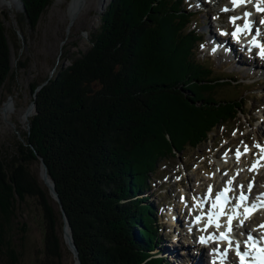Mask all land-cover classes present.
I'll list each match as a JSON object with an SVG mask.
<instances>
[{
  "label": "trees",
  "instance_id": "16d2710c",
  "mask_svg": "<svg viewBox=\"0 0 264 264\" xmlns=\"http://www.w3.org/2000/svg\"><path fill=\"white\" fill-rule=\"evenodd\" d=\"M183 1L111 0L91 33V46L65 69L31 85L34 94L47 81L35 93L32 127L21 144L32 159L35 147L47 164L81 264H163L150 252L160 233L157 211L128 191L135 174L139 188H149L163 159L195 149L218 125L235 122L241 108L242 96L214 97L230 83L214 78L196 59L200 37ZM21 2V16L32 27L51 4ZM10 70L0 18V88ZM182 81L185 94L178 87ZM13 166L0 160V244L2 224L14 214L12 190L38 195L48 220L46 253L59 258L53 226L59 213L48 205L36 176ZM136 226L146 227L147 240L133 236Z\"/></svg>",
  "mask_w": 264,
  "mask_h": 264
},
{
  "label": "rangeland",
  "instance_id": "374dc122",
  "mask_svg": "<svg viewBox=\"0 0 264 264\" xmlns=\"http://www.w3.org/2000/svg\"><path fill=\"white\" fill-rule=\"evenodd\" d=\"M5 1L6 5L0 7V18L4 23L9 42L12 76H8L0 88V160L6 159L10 163L12 162L14 165L12 171L22 166L31 175L36 176L38 185L44 192L45 200L60 216L53 224L60 256L56 258L47 256L46 253L45 239L48 220L45 217L41 198L28 193L20 195L17 191L12 190L14 214L9 218V222H4L1 227L4 242L2 241L0 244V264H52L53 261L56 264H74V262L77 263L79 255L77 259L70 250L68 243L70 231L64 227L59 203L49 187L52 185V181L49 180H53V178L48 173V166L35 147L31 146L35 153V159H32L29 157V151L25 150L22 145L26 144V134L32 127L31 121L36 109L35 93L43 86L40 84V88L38 87L39 89L31 94V85L41 82L46 76L51 77L59 70L65 69L73 59L81 56L91 46V33L100 27L103 15L111 0H104L101 8L100 0H76L75 5L78 4V7L74 9V16L71 17L69 11L73 0H51V4L42 12L33 27L29 24L27 17L21 16L24 11L21 0ZM186 4L188 9L198 8L196 0L189 4L186 0ZM216 5H209L207 13L196 15L193 19L194 23H198L197 31L203 34V44H206V41L209 43L210 38L207 36L211 31L208 25L213 24V17L218 18ZM225 22L227 21L223 23ZM199 45L196 48V57L211 68L214 78L228 79L230 83L228 86L221 87L214 97L218 100L233 99L241 95L243 100L239 104L241 108L235 122L224 124V126L218 125L207 140L195 149L184 148L182 153L174 151L176 156L163 159L159 169L155 170L150 177L149 188H139L140 180L135 174L134 186L128 190L129 193L132 192L133 196L136 195L139 200H143V204H151L152 208L163 216L160 223H163L164 227L157 235L159 241L156 240L157 244L155 242L150 250L152 255L163 260V264H188L186 258H193L192 249L183 245L182 241L186 244V240L181 235L179 239L182 241L178 243L180 256L176 257V249H173L168 256L170 259L176 258L178 262L163 258L166 254L164 248L168 249L173 246V243L166 238V234L173 231L172 235L176 239L177 231L181 229L179 226L170 224L169 218L171 217L168 214L169 210L176 207V200L182 190L186 188L195 190L200 181L203 183L202 179H205L204 177L209 175L208 173L214 172L216 165L221 162L219 158L226 145L230 143L242 144L241 130L244 133L248 132L252 139L257 136L258 126L264 130V122H262L264 120V76H260L258 73L252 75L253 70L259 71L258 69L261 70V68H255L245 63V57L240 56V53L234 54V57L225 53L210 57L202 52ZM236 61L241 63V67L236 64ZM183 82H179L178 87L183 89ZM185 85L189 88V84ZM183 94H185L184 89ZM251 97L256 98L251 99ZM8 102L12 106L6 113L3 112V109ZM32 103L35 104V107H32ZM29 107L32 108V112L27 120H23ZM233 129H235L234 132ZM143 157L149 162L153 159L152 157ZM142 161L146 162L143 159ZM45 170L48 173L47 177L48 175L50 177L49 180H44ZM166 173H170V175L165 177ZM181 182H183V188L178 185ZM163 188L164 190H162ZM162 201H165L166 204L163 205ZM179 218H181V223L185 222L181 214H179ZM140 226L144 227V224L140 222ZM145 228L142 230L136 226L131 232L135 238L138 234L143 240H147L148 237L144 234V231L147 230ZM174 232L176 233L174 234ZM73 241L76 244L74 237ZM182 256L184 258L179 259ZM189 262L193 264L191 260Z\"/></svg>",
  "mask_w": 264,
  "mask_h": 264
},
{
  "label": "bare ground",
  "instance_id": "6f19581e",
  "mask_svg": "<svg viewBox=\"0 0 264 264\" xmlns=\"http://www.w3.org/2000/svg\"><path fill=\"white\" fill-rule=\"evenodd\" d=\"M103 1L104 0H100V2H99L100 3V8L102 6ZM231 1H232V3L235 2V8H233V10L236 13H238L236 15L235 19L242 18V19L247 20L249 18V13L251 11L250 10H244V9H242L241 8V3H240L239 0H231ZM241 1H245V0H241ZM75 2H76V0H73L72 3H71V5H70V11H69L70 17L71 16H74V12H75L74 9H76L78 7V4L75 5ZM215 3H216V1H215ZM5 5H6V1L5 0H0V7H3ZM263 5L264 4H261L262 8H264ZM215 35H216V33H215ZM218 39H220V38L218 37ZM218 54H221V52H219ZM229 55L231 57L232 56L234 57V55H232V54H229ZM236 64L237 65L239 64V66L241 67V63L239 61H236ZM257 73L260 74V76H264V71H262V70H259V71H254L253 70L252 75H256ZM11 106H12V104L10 102H8L7 104H5V108L3 109V112H6L7 113L11 109ZM31 112H32V108L29 107V109L27 110V113L24 114L23 120H27V118L29 117V115H30ZM262 122H264V120ZM258 127H261V126H258ZM258 127H257V129H259L258 132L259 133H264V130L262 128H258ZM242 149L243 148H241L240 150H242ZM249 155H252V153L250 152ZM240 158H241V156L238 155L237 156V159L240 160ZM219 159H220L221 162H219V164L216 165V169L214 170V172L208 173L209 175H206V177H204L206 180L205 179H202L203 180V183H201V181H200V183L198 185V188L196 190L197 192H202V191L205 192L209 186H213V188H214L215 191H220L222 187L233 185V180H234V176H233L234 172L233 171L236 168L235 162H237V160L234 159V157L231 156V155H226L224 157V159H222V156H220ZM251 159H252V157L250 158V160ZM250 162H247V163H250ZM245 163H246V158H244L240 162L239 169H242L243 168V170H242L240 176L237 178V180H239V182H243V184L245 186L249 185L250 187L252 185V181H254L255 182L254 191L257 192V193L262 192L263 191L262 190L263 189V184H264V169H260L259 168L255 172H250L246 167H243L245 165ZM225 170H228V173L227 174H226ZM49 179H50V177L48 176L47 177V180H49ZM49 181L51 182V180H49ZM203 184H204V187H202ZM243 193L245 194L246 192H243ZM200 204L201 205H204L203 202H201V200H200ZM196 209L197 210H201L200 208H197V207H196ZM176 214H178V213H177V211L174 210V212L170 215L171 218H169V221H170V224H172V225H177V222L176 221L179 220V217H178V219L175 218L176 217L175 216ZM255 221H257V222H255ZM261 221H264V218L259 214V215H256L250 221H248V224L250 226L251 224H253L255 222L252 225V227H253V226L257 225L258 222H261ZM65 228H68V227L66 226ZM179 236L180 235H177L176 236V240H175L176 242L174 241L175 243L173 244L172 248H168V249L167 248H164V250L166 251V254H165L166 256L165 255L163 256L164 259H166L168 261H172V262H174V261L178 262V260L176 258L172 257L170 259L168 256H170L169 254H170L171 251H173V249H176V252H177V254H176L177 256L176 257L178 258L180 256V252H178V249L180 248L179 245H178V243H179V241H182V240L179 239ZM69 237H70V235H69ZM206 257H207L206 254H205V256L203 254V255H200L198 257V259L195 258V257L192 258V259H190L191 257H187L186 259H187L188 264H190V262H189L190 260L193 262V264H204L205 263L204 260H205ZM182 258H184V256H182L179 259H182ZM183 261H185V260L183 259ZM194 261H195V263H194ZM74 264H77V263L74 262Z\"/></svg>",
  "mask_w": 264,
  "mask_h": 264
},
{
  "label": "water",
  "instance_id": "95a60500",
  "mask_svg": "<svg viewBox=\"0 0 264 264\" xmlns=\"http://www.w3.org/2000/svg\"><path fill=\"white\" fill-rule=\"evenodd\" d=\"M46 82L47 81H45L44 83L46 84ZM44 83H42L41 85H44ZM40 85V86H41ZM39 87V86H38ZM37 87V89H39ZM36 89V90H37ZM32 107H35V104L34 103H32ZM46 167V166H45ZM46 172L43 174L44 175V180H47V170H45ZM49 176V175H48ZM51 181H52V185H49V187L51 188V190H52V192L54 193V195H55V197L57 198V201H58V203H59V207H60V210H61V214H62V217H63V220H64V227H68V229H69V231H70V237H69V239H68V243H69V246H70V250L73 252V254L77 257V259H78V250H77V247H76V244L74 243V241H73V234H72V230H71V228H70V224H69V221H68V218H67V216H66V214H65V210H64V208H63V206H62V203H61V201H60V198H59V196H58V193L56 192V189H55V185H54V182H53V180L51 179ZM77 264H80V261H79V259H78V261H77Z\"/></svg>",
  "mask_w": 264,
  "mask_h": 264
},
{
  "label": "snow or ice",
  "instance_id": "6c2138e0",
  "mask_svg": "<svg viewBox=\"0 0 264 264\" xmlns=\"http://www.w3.org/2000/svg\"><path fill=\"white\" fill-rule=\"evenodd\" d=\"M233 35H235V34H233ZM261 54L264 55V52H262ZM225 238H226V237H225Z\"/></svg>",
  "mask_w": 264,
  "mask_h": 264
}]
</instances>
